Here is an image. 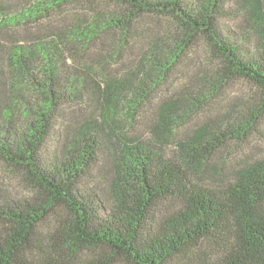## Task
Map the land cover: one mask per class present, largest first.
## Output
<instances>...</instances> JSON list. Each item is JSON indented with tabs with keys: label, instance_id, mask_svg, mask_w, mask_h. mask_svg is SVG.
Masks as SVG:
<instances>
[{
	"label": "rangeland",
	"instance_id": "1",
	"mask_svg": "<svg viewBox=\"0 0 264 264\" xmlns=\"http://www.w3.org/2000/svg\"><path fill=\"white\" fill-rule=\"evenodd\" d=\"M33 1L0 0V6L12 12ZM183 1L190 6L201 2ZM239 3H219L217 24L245 56L264 60V37L247 21L248 10ZM95 9L107 14L115 10V3L76 1L60 6L35 25L0 23V139L26 145L39 121L38 111L49 108V130L39 153L42 162L59 171L74 161L79 171L74 188L82 196H93L106 212L116 208L124 188L137 185L141 163L159 168L176 162L194 183L218 192L256 169L264 170V92L245 79L227 74L204 37L195 36L183 43L186 33L170 16L142 15L126 45H117L113 36L103 34L102 42H95L79 58L73 59L67 52L68 72L82 75L74 69L88 68L89 85L79 89L66 85L59 70L58 84L74 91H56L52 105L47 104L45 63L32 46L50 41L64 26L93 15ZM19 45L27 49L21 55L25 61L15 62L11 55ZM28 51L32 53L26 55ZM169 51L176 53L175 59L168 56ZM158 62L167 66L166 74L149 95L133 99L132 93H125L123 87L128 88L141 73L144 77L157 72ZM112 81L122 87L113 113L95 97L97 91L89 98L95 86L102 90ZM88 140L94 147L92 159L84 148ZM210 143L212 147L207 146ZM41 198L24 168L0 159V206ZM177 208V200L172 198L162 203L161 212ZM257 212L264 218V206ZM59 217L52 216L40 224L44 238L58 226V219L68 216ZM6 227L0 218V234ZM56 244L59 250L53 256L54 264H92L97 258L109 264H130L122 256L112 257L105 246L72 252L63 242ZM24 258L31 261L37 256L24 254Z\"/></svg>",
	"mask_w": 264,
	"mask_h": 264
},
{
	"label": "trees",
	"instance_id": "2",
	"mask_svg": "<svg viewBox=\"0 0 264 264\" xmlns=\"http://www.w3.org/2000/svg\"><path fill=\"white\" fill-rule=\"evenodd\" d=\"M76 1L86 0H34L12 12L1 10L0 6V23L35 25L60 6ZM112 1L114 11L105 14L95 9L93 15L64 26L50 41H39L32 46L45 63L47 104L52 105L56 91L64 94L69 89L73 93L70 84L78 89L83 84L89 85L88 68L74 69L82 75L68 72L67 52L73 59L79 58L80 53L89 50L95 42L101 43L103 34L113 36L117 45H126L133 26L146 13L176 19L186 33L183 43L195 36L204 37L227 74L245 79L264 92V60L245 56L217 24L216 9L224 0H201L195 6L183 0ZM239 1L238 5L248 10L247 21L264 37V0ZM26 50L24 45L15 46L11 60L25 61L21 55ZM169 55L176 57L173 51H169ZM157 65V72L144 77L141 73L133 83H128V88L123 87L125 93H132L133 99L149 95L166 74L167 66L160 62ZM59 70L69 86L58 84ZM119 84L108 82L102 90L97 85L89 98L97 91L95 97L113 113L120 99L118 91L122 87ZM49 110L43 107L38 111L39 121L26 145L0 139V159L24 168L42 194V198L34 202L0 206V218L7 223L0 234V264H54L59 241L72 252L105 246L112 257L122 256L130 264H264V218L257 212L264 206V170L256 169L218 192L194 183L176 162H167L159 168L141 163L137 185L124 188L116 208L106 212L93 196H82L74 188L79 178L74 161H69L67 168H59V171L51 170L42 162L39 153L49 130ZM207 146L212 147V143ZM84 148L91 159L94 158V147L89 140ZM172 198L177 200L178 208L161 212L162 203ZM61 210L63 212H59ZM63 214L67 219H58V226L44 238L40 224ZM24 254L37 258L27 261ZM92 264H109V261L97 258Z\"/></svg>",
	"mask_w": 264,
	"mask_h": 264
}]
</instances>
